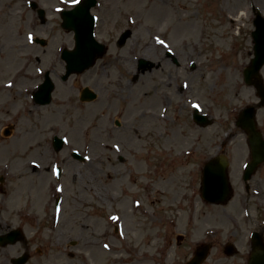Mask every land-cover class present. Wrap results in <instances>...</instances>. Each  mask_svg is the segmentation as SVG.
Segmentation results:
<instances>
[{"label":"rangeland","instance_id":"1","mask_svg":"<svg viewBox=\"0 0 264 264\" xmlns=\"http://www.w3.org/2000/svg\"><path fill=\"white\" fill-rule=\"evenodd\" d=\"M36 1L45 23L25 0H0V233L22 227L26 235L0 245V264L26 248V264H184L202 243L213 245L204 264H247L252 231L264 235V163L246 191L250 148L236 120L260 99L243 70L264 0H99L96 36L108 51L66 80L61 52L75 37L60 11L74 0ZM230 12L234 20L225 18ZM141 59L152 65L143 72ZM46 71L56 88L49 104L36 106L32 91ZM84 87L98 97L80 100ZM195 108L209 125L194 120ZM257 119L264 133V106ZM55 135L66 140L58 152ZM218 154L230 161L234 187L220 205L201 196L205 162ZM57 200L62 211L51 225Z\"/></svg>","mask_w":264,"mask_h":264},{"label":"water","instance_id":"2","mask_svg":"<svg viewBox=\"0 0 264 264\" xmlns=\"http://www.w3.org/2000/svg\"><path fill=\"white\" fill-rule=\"evenodd\" d=\"M98 0H83L71 10H65L62 13L63 26L69 30L75 31L76 47L72 50L65 49L63 58L66 61V74L64 79L68 78L73 72H83L90 68L98 57L103 56L107 47L105 44L95 39V16L91 13V8L97 4ZM43 16V11L41 12ZM256 29L252 32L254 38V53L251 65L245 70L246 81L250 84H255L264 95V86L259 78L253 79L257 75L260 68L264 64V17L260 12L254 20ZM131 34L127 30L121 37L119 43L123 44L127 37ZM148 61L142 59L140 65L146 67ZM54 88V83L49 75L40 93V97L44 98V102L51 100V92ZM97 96L96 92L90 88H84L82 99L93 100ZM255 106L247 107L243 110L238 124L246 127L249 132V138L253 147V160L249 164L245 178H250L257 166L264 161V141L261 133L256 130V122L254 119ZM195 119L201 125H207L211 122L207 115L195 112ZM55 145L57 148L61 146V139H56ZM228 160L225 156H217L210 159L204 168L202 177V195L205 199L215 203L227 202L233 193V189L228 175ZM20 229L12 230L0 237L2 243L15 242L22 237ZM210 245L205 244L196 250L195 255L186 264H201L208 256ZM228 253H233L234 248L229 244L226 248ZM28 255L16 259V264H23L27 261ZM249 264H264V241L259 233H255L253 237V251L249 260Z\"/></svg>","mask_w":264,"mask_h":264},{"label":"bare ground","instance_id":"3","mask_svg":"<svg viewBox=\"0 0 264 264\" xmlns=\"http://www.w3.org/2000/svg\"><path fill=\"white\" fill-rule=\"evenodd\" d=\"M81 2H82V1H81ZM218 3H219L218 0H214V5H215V6H218ZM221 9L224 10V8H222V7H221ZM237 12H239V14H242L241 16H240V15L238 16V17H240V18L245 14V12H240L239 10H237L236 13H237ZM230 14H231V16L226 15L225 18L230 19V18L233 16V20H234L235 12H230ZM3 61H6V62H8V63L10 64V57L8 58V57L6 56V57L3 59ZM4 64H5V63H4ZM2 66L4 67L3 64H2ZM229 73H230V71L227 70L226 74L229 75ZM126 87H127V86H126ZM124 88H125V87H124ZM27 136H28V134H27ZM23 137H24V136H23ZM25 139H26V138H25ZM34 166H35L34 170H37L38 167H36V165H34ZM134 176L136 177L137 174H135Z\"/></svg>","mask_w":264,"mask_h":264},{"label":"flooded vegetation","instance_id":"4","mask_svg":"<svg viewBox=\"0 0 264 264\" xmlns=\"http://www.w3.org/2000/svg\"><path fill=\"white\" fill-rule=\"evenodd\" d=\"M2 186H3V185H2ZM2 186H1V190H2V192H4V191H5V189H4ZM247 189H248V191H249V189H250V186H248V187H247ZM247 199H249V198H246V200H247ZM82 212H83V211H82Z\"/></svg>","mask_w":264,"mask_h":264},{"label":"snow or ice","instance_id":"5","mask_svg":"<svg viewBox=\"0 0 264 264\" xmlns=\"http://www.w3.org/2000/svg\"><path fill=\"white\" fill-rule=\"evenodd\" d=\"M74 2H75V3H78V2H79V0H74ZM161 43H162V42H161Z\"/></svg>","mask_w":264,"mask_h":264}]
</instances>
